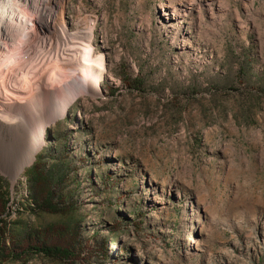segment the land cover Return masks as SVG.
Masks as SVG:
<instances>
[{"label":"rangeland","instance_id":"1","mask_svg":"<svg viewBox=\"0 0 264 264\" xmlns=\"http://www.w3.org/2000/svg\"><path fill=\"white\" fill-rule=\"evenodd\" d=\"M53 9L105 70L21 173L0 127V264H264V0Z\"/></svg>","mask_w":264,"mask_h":264},{"label":"bare ground","instance_id":"2","mask_svg":"<svg viewBox=\"0 0 264 264\" xmlns=\"http://www.w3.org/2000/svg\"><path fill=\"white\" fill-rule=\"evenodd\" d=\"M55 1L0 0V127L21 146L15 174L31 162L45 123L61 112L71 90H95L105 70L91 53V25L75 36L56 34ZM48 96L52 102L42 110Z\"/></svg>","mask_w":264,"mask_h":264},{"label":"trees","instance_id":"3","mask_svg":"<svg viewBox=\"0 0 264 264\" xmlns=\"http://www.w3.org/2000/svg\"><path fill=\"white\" fill-rule=\"evenodd\" d=\"M39 249L49 256L62 258L64 255H67V251L65 249L56 246H43Z\"/></svg>","mask_w":264,"mask_h":264}]
</instances>
